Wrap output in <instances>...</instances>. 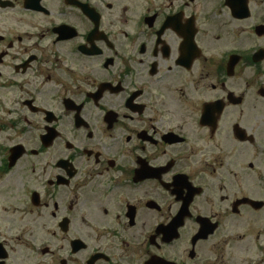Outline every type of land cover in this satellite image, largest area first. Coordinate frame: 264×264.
I'll list each match as a JSON object with an SVG mask.
<instances>
[{
  "label": "flooded vegetation",
  "instance_id": "1",
  "mask_svg": "<svg viewBox=\"0 0 264 264\" xmlns=\"http://www.w3.org/2000/svg\"><path fill=\"white\" fill-rule=\"evenodd\" d=\"M0 264H264V0H0Z\"/></svg>",
  "mask_w": 264,
  "mask_h": 264
}]
</instances>
